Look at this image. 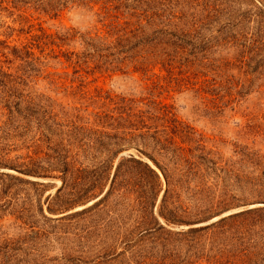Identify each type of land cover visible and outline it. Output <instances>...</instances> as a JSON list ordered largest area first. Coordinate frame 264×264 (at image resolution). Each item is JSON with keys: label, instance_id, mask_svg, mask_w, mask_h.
Instances as JSON below:
<instances>
[{"label": "rangeland", "instance_id": "obj_1", "mask_svg": "<svg viewBox=\"0 0 264 264\" xmlns=\"http://www.w3.org/2000/svg\"><path fill=\"white\" fill-rule=\"evenodd\" d=\"M0 264H264V0H0Z\"/></svg>", "mask_w": 264, "mask_h": 264}, {"label": "trees", "instance_id": "obj_2", "mask_svg": "<svg viewBox=\"0 0 264 264\" xmlns=\"http://www.w3.org/2000/svg\"><path fill=\"white\" fill-rule=\"evenodd\" d=\"M148 157L153 161V163L155 165H157L160 168V170L162 171L165 179L167 180V174L164 171V168H162L160 166V164L155 160V158L153 156H148ZM125 162L134 163L137 166L141 165L142 169L145 172V175H143V173H141V176L137 175L138 177L135 178V185L139 186L138 187V191L140 192V194L144 198V200L148 199L149 206L153 205L154 202H155V199L157 197L158 190H159V189H157V187L160 184L159 175L157 174L155 169H153L149 165V163H147L146 161H142V160H140L138 158L130 157V158L126 159ZM135 167L134 166H128V167H126L124 169L123 160L118 162V164L116 166V169H115V173L113 175L111 188L117 189V187H113V184H115V180L117 179V177L121 176V174H122V176H125L126 175V171L130 172L131 169H134ZM147 177L149 178V180L147 179ZM120 178H122V177H120ZM123 180L124 179H121V181H123Z\"/></svg>", "mask_w": 264, "mask_h": 264}]
</instances>
